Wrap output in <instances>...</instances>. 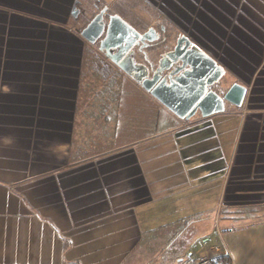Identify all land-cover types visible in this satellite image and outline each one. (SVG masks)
<instances>
[{
    "label": "crops",
    "instance_id": "0c3cea01",
    "mask_svg": "<svg viewBox=\"0 0 264 264\" xmlns=\"http://www.w3.org/2000/svg\"><path fill=\"white\" fill-rule=\"evenodd\" d=\"M103 8L157 41L163 18L247 89L242 107L169 114L80 38ZM204 254L264 264V0H0V264Z\"/></svg>",
    "mask_w": 264,
    "mask_h": 264
},
{
    "label": "water",
    "instance_id": "95a60500",
    "mask_svg": "<svg viewBox=\"0 0 264 264\" xmlns=\"http://www.w3.org/2000/svg\"><path fill=\"white\" fill-rule=\"evenodd\" d=\"M106 11L103 8L90 20L80 38L90 46L98 44V52L110 64L178 120L221 114L227 105L242 107L247 89L237 83L228 86L223 68L185 36L158 54L150 45L158 40L150 38L154 30L139 34L116 15L106 20ZM79 13L73 7L70 15L77 19Z\"/></svg>",
    "mask_w": 264,
    "mask_h": 264
},
{
    "label": "rangeland",
    "instance_id": "374dc122",
    "mask_svg": "<svg viewBox=\"0 0 264 264\" xmlns=\"http://www.w3.org/2000/svg\"><path fill=\"white\" fill-rule=\"evenodd\" d=\"M79 17V16H78ZM126 17V16H125ZM87 18V17H86ZM78 19V18H77ZM126 19H128L126 17ZM163 18H161V27L159 28H155V31H157L158 33H161L160 34V39L159 41L155 42L153 44V47H155L156 49H158V54L163 52V49H171V47L173 46L174 42L177 40V38H179L180 36H178V33H175V31L173 30H168V29H164L163 28V25H164V22L162 21ZM155 25H158L155 24ZM147 31V30H146ZM144 30V32H146ZM143 32V33H144ZM180 35V34H179ZM96 50V49H95ZM97 51V50H96ZM150 50H148V54H150L151 52H149ZM98 52V51H97ZM94 53V52H93ZM100 53L98 52V55ZM99 58V57H98ZM139 62L142 61V58H138ZM102 64H104L103 61H101ZM226 78V77H225ZM129 79V78H128ZM130 80V79H129ZM131 83H133L131 80H130ZM137 86V85H136ZM132 94L129 95V100L132 102H135L136 101V113H135V107H132V109H129V115L131 117H136V120L135 122H139L140 124V127L141 128H146L147 131L149 133H152L153 131H156L157 130H162V127H163V124H162V120L159 119V117H161V112L159 111V109L157 108V115L156 116H153V111H149L150 114L148 113V107H147V102L144 100V99H134V98H131ZM136 96L137 95V91H136ZM162 107V106H161ZM163 108V107H162ZM164 109V108H163ZM165 110V109H164ZM166 111V110H165ZM168 112V111H167ZM169 113V112H168ZM170 114V113H169ZM130 117V118H131ZM197 118L194 117L192 118L191 120ZM155 120L158 122V123H153L155 122ZM160 120V121H159ZM190 121V120H189ZM186 122V121H185ZM188 122V121H187ZM138 127V126H137ZM139 132V131H137ZM158 132V131H157Z\"/></svg>",
    "mask_w": 264,
    "mask_h": 264
},
{
    "label": "built area",
    "instance_id": "2783aa9c",
    "mask_svg": "<svg viewBox=\"0 0 264 264\" xmlns=\"http://www.w3.org/2000/svg\"><path fill=\"white\" fill-rule=\"evenodd\" d=\"M178 264H214L213 260L207 255H201L197 259L192 257L181 260Z\"/></svg>",
    "mask_w": 264,
    "mask_h": 264
},
{
    "label": "flooded vegetation",
    "instance_id": "af4514ba",
    "mask_svg": "<svg viewBox=\"0 0 264 264\" xmlns=\"http://www.w3.org/2000/svg\"><path fill=\"white\" fill-rule=\"evenodd\" d=\"M100 12V11H99ZM109 15H111V14H109L107 11H106V16H104L105 18H106V20H107V16H109ZM158 37V35L156 34V35H154V34H151L150 35V38L152 39V38H154V37ZM153 44L154 43H152V44H150L151 46H153ZM93 47H95L96 48V50L98 51V47H99V45L98 44H96V45H94ZM138 48H136V46L134 47V53L136 52V50H137ZM148 50H150V48H147ZM147 51V50H146ZM101 54V53H100ZM102 56H104L103 54H101ZM158 61V60H157ZM159 61H160V59H159ZM141 62H143V59H142V61ZM167 65H168V63H163L162 64V67L163 68H165V67H167ZM156 66H157V62H156Z\"/></svg>",
    "mask_w": 264,
    "mask_h": 264
},
{
    "label": "trees",
    "instance_id": "16d2710c",
    "mask_svg": "<svg viewBox=\"0 0 264 264\" xmlns=\"http://www.w3.org/2000/svg\"><path fill=\"white\" fill-rule=\"evenodd\" d=\"M186 258H188V256L186 257ZM185 259V258H184ZM183 260V259H182ZM180 262V261H179Z\"/></svg>",
    "mask_w": 264,
    "mask_h": 264
}]
</instances>
